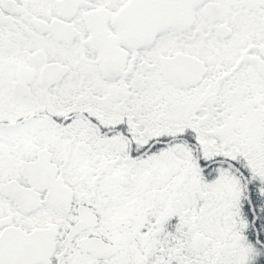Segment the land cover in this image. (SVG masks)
<instances>
[{
	"label": "snow or ice",
	"instance_id": "6c2138e0",
	"mask_svg": "<svg viewBox=\"0 0 264 264\" xmlns=\"http://www.w3.org/2000/svg\"><path fill=\"white\" fill-rule=\"evenodd\" d=\"M0 264H264V0H0Z\"/></svg>",
	"mask_w": 264,
	"mask_h": 264
}]
</instances>
